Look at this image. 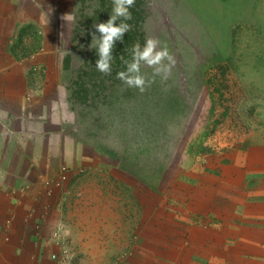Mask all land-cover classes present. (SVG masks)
I'll return each mask as SVG.
<instances>
[{
    "label": "rangeland",
    "instance_id": "obj_1",
    "mask_svg": "<svg viewBox=\"0 0 264 264\" xmlns=\"http://www.w3.org/2000/svg\"><path fill=\"white\" fill-rule=\"evenodd\" d=\"M112 10L113 0H75L61 19L45 118L55 123L43 134L57 144L67 137L83 158L65 166L68 180L58 190L70 207L92 205L89 195L101 189L102 201L128 206L132 252L149 243L151 252L161 246L173 260V240H187L181 231L196 216L192 199L202 206L208 188L250 189L264 176V0H136L124 21L131 35L116 43L105 75L91 42L94 25ZM148 38L158 39L175 64L165 78L142 63L141 91L117 73L127 70L133 45L143 48ZM119 245L107 248L121 252L116 263L128 255Z\"/></svg>",
    "mask_w": 264,
    "mask_h": 264
},
{
    "label": "crops",
    "instance_id": "obj_2",
    "mask_svg": "<svg viewBox=\"0 0 264 264\" xmlns=\"http://www.w3.org/2000/svg\"><path fill=\"white\" fill-rule=\"evenodd\" d=\"M74 5L75 0H0V264H55L50 254L59 252L57 231L75 252V264H264L262 173L254 188L236 186L231 193L208 188L202 206L192 199L196 216L181 231L187 240H173V260L161 246L151 252L149 243L132 252L128 206L103 202L101 189L89 195L92 205L70 207L58 192L55 208H46L45 182L61 166L84 162L67 137L60 146L43 134L55 123L45 119L55 94L48 74L56 66L53 51L59 47L61 19ZM40 70L46 73L41 85ZM109 242L121 244L118 250L126 246L125 261L116 263L121 252L107 250Z\"/></svg>",
    "mask_w": 264,
    "mask_h": 264
},
{
    "label": "clouds",
    "instance_id": "obj_3",
    "mask_svg": "<svg viewBox=\"0 0 264 264\" xmlns=\"http://www.w3.org/2000/svg\"><path fill=\"white\" fill-rule=\"evenodd\" d=\"M136 0H113V10L107 22L94 25L96 32L92 33L91 48H97L98 59L95 66L98 71L105 75L111 74L113 61V50L116 43L123 42L124 36L132 28V25L124 22L132 19L130 9L135 5ZM66 17V16H65ZM121 22L117 24V21ZM160 42L156 38H148L145 46L141 48L139 43L133 45L132 60L127 62V70L117 73V79L123 81L128 87L145 90L146 80L141 74V64L152 68L154 75L163 74L166 78L171 72V66L175 64L173 56L166 47H159ZM167 61L168 63H165Z\"/></svg>",
    "mask_w": 264,
    "mask_h": 264
},
{
    "label": "built area",
    "instance_id": "obj_4",
    "mask_svg": "<svg viewBox=\"0 0 264 264\" xmlns=\"http://www.w3.org/2000/svg\"><path fill=\"white\" fill-rule=\"evenodd\" d=\"M68 180V171L65 167L60 169L58 175L52 178L50 181L45 182V197L50 200L48 201V205L46 208L51 209L52 207L55 208L57 203L55 202L56 195L58 190H61L65 183ZM55 244L59 250L58 253L50 254V258L55 264H74V254L71 252V249L66 241L65 238H60L59 231L53 234Z\"/></svg>",
    "mask_w": 264,
    "mask_h": 264
},
{
    "label": "trees",
    "instance_id": "obj_5",
    "mask_svg": "<svg viewBox=\"0 0 264 264\" xmlns=\"http://www.w3.org/2000/svg\"><path fill=\"white\" fill-rule=\"evenodd\" d=\"M112 14V12L111 13H106V18H107V16H108V18H110V15ZM106 18H105V20H106ZM130 35L131 34H129V32H127L126 34H125V36H124V39H123V42H121L122 44H127L126 42L128 41V39H129V37H130Z\"/></svg>",
    "mask_w": 264,
    "mask_h": 264
}]
</instances>
